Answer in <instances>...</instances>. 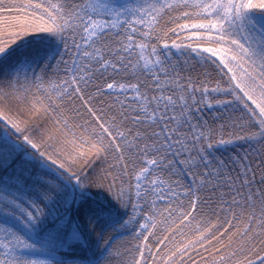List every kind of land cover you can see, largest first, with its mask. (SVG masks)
<instances>
[{"label":"snow or ice","instance_id":"1","mask_svg":"<svg viewBox=\"0 0 264 264\" xmlns=\"http://www.w3.org/2000/svg\"><path fill=\"white\" fill-rule=\"evenodd\" d=\"M0 264H264V0H0Z\"/></svg>","mask_w":264,"mask_h":264},{"label":"trees","instance_id":"2","mask_svg":"<svg viewBox=\"0 0 264 264\" xmlns=\"http://www.w3.org/2000/svg\"><path fill=\"white\" fill-rule=\"evenodd\" d=\"M123 239L124 238H122V237H117L116 240L114 241V243L119 244L120 242H122Z\"/></svg>","mask_w":264,"mask_h":264}]
</instances>
